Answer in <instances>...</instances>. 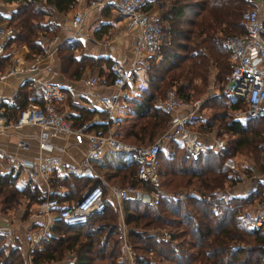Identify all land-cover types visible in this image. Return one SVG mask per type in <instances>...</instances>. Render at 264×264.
I'll use <instances>...</instances> for the list:
<instances>
[{
	"label": "trees",
	"instance_id": "16d2710c",
	"mask_svg": "<svg viewBox=\"0 0 264 264\" xmlns=\"http://www.w3.org/2000/svg\"><path fill=\"white\" fill-rule=\"evenodd\" d=\"M8 1L16 2V8L9 14L0 13V21L13 25L17 31L6 43L7 52L0 57V70L10 62L9 50L13 43L26 44L28 58L44 52L43 44L37 41L38 35L42 32L58 33L60 25L54 21L53 14L55 11L67 12L77 2ZM156 1L165 7L160 13L163 30L161 57L157 59L153 54L146 66L148 85L130 100V106L138 117L129 123L126 133L115 130L121 138L137 143L153 141L169 125L170 113L157 104L168 87L176 84L177 92L187 99L199 96L195 94L207 85L210 59L219 69L216 78L225 79L223 82L227 80L228 70L232 67V52L226 44V37L245 31L243 11L248 6L246 0ZM107 26L103 24L99 30ZM81 47L78 41H63L58 47L61 70L69 77L78 78L87 64L93 67L101 62L100 57L85 53L77 55L76 50ZM42 101L43 96L33 88L32 80L26 79L14 94V102L3 105L5 112L12 116L30 102ZM69 103L77 113H67L66 117L75 126L85 123L97 112L106 114L104 109L92 108L71 99ZM241 105L245 106L246 102L240 99L231 101L228 110L218 112L208 123L202 122L207 129L217 125L219 131L224 129L233 135L223 148L216 149L212 142L205 141L206 149L198 158H192L180 142L171 139L169 142L174 150L166 153L160 149V184L170 194L163 195L158 204L133 195L123 199L125 228L135 249L136 264H264V225L259 228L250 226L242 217L244 206L264 190V184L248 198L224 192L226 180L234 185L243 179L237 171L222 167L224 161L237 151L250 152L257 167L264 169V118H235L233 111ZM256 121L261 122L263 128L256 127ZM112 122H86V129L103 132L110 128ZM146 139L151 141L144 142ZM136 170V163L130 158L118 166L119 180L123 184L140 185ZM16 174L13 169H0L1 213L19 203L21 197L28 198L26 212L32 202L41 199L40 185L28 182L21 187L16 184ZM94 180L86 173L56 174L50 179L53 190L63 184L67 191L64 196L55 191L52 194L61 197L64 203V199L76 198L85 187L98 181ZM108 210L119 211L111 199L107 200L103 210L91 214L84 223L71 225L56 217L52 233L43 237L32 252L34 264H48L63 258L66 252L73 253L75 259L61 264H125L116 255L121 248V222L113 219L112 222L92 226ZM155 229L157 231H152ZM159 229L169 230L170 236H165ZM3 239L4 234L0 232V264H24L20 246L6 244ZM224 252H229L231 259L228 257L229 260L225 261Z\"/></svg>",
	"mask_w": 264,
	"mask_h": 264
},
{
	"label": "built area",
	"instance_id": "2783aa9c",
	"mask_svg": "<svg viewBox=\"0 0 264 264\" xmlns=\"http://www.w3.org/2000/svg\"><path fill=\"white\" fill-rule=\"evenodd\" d=\"M246 1L248 6L243 11L245 31L232 33L226 37V44L232 52V67L227 80L222 85L221 94L230 102L236 99L246 102L245 106L241 105L234 109L235 118H264V0ZM108 2L118 14L127 17L129 26L135 32L131 61L126 63L121 60H112L109 64L111 82L116 89L109 94H100L90 100L92 105L107 109L109 113L113 114L124 101L125 96H132L148 85L143 57L146 54H161L163 30L159 5L162 6V4L156 0H90L88 8L101 9ZM9 4L8 0H0V13L7 14L4 12L5 6ZM83 20V12H75L71 17V31L64 38L59 33H40L37 41L43 44L44 52L35 54L33 58H28L24 51H21L19 45L13 43L9 50L11 61L4 69L0 70V79L16 71H28L30 74L27 78L33 81L35 90L43 96L42 102H30L27 106L19 109L16 114L9 116L3 105V101L6 99H3L0 94L1 132L25 125L38 126L39 148L47 151H52L55 147L63 148V145L59 146L51 141L52 138L61 135L84 134L88 141L85 154L78 160H62L61 156L51 153H41L30 163L20 160L19 162H22L26 169V175L21 179L23 183L39 180L48 182L52 168L57 164H62L63 171L68 173L81 174L87 169H90L92 173V171L94 172V159L102 156L108 149L128 152L136 163V175L140 185L132 183L105 185L96 181L87 186L77 198L64 203L59 197L45 191L39 201L40 208L43 210L56 208L57 215L65 223L71 225L84 223L88 221L91 214L103 210L111 195L116 198L119 207L122 206L123 199L129 195L158 204L163 195L170 194L161 186L158 174L159 151L165 142L171 139L180 142L192 158H198L207 145L195 134L196 131L193 129V124L197 123L199 119L204 99L202 97L187 99L179 94L173 86L169 87L165 95L157 101L158 105L170 113L169 125L149 143L125 140L118 136L112 128L102 132L86 129L87 123L80 126L73 125L61 106V103L68 98L67 90L59 82L38 77L37 72L43 68L41 60L56 51L61 42L77 40ZM16 31L17 29L13 25H9L6 21H0V57L6 54V43ZM85 82L95 85L100 82V77L98 74H93L86 77ZM226 143V138L220 135H216L212 141L216 149L223 148ZM26 144L27 139L20 134L17 145L25 146ZM232 157H228L224 161L223 168L238 169ZM229 158L232 160L231 163H228ZM253 183L251 184L253 187L243 193V196L248 198L249 194H253V191L257 189L255 186L259 185V180ZM248 203L250 204L243 208L242 217L250 226L256 228L263 226L264 190ZM51 226L52 224L47 220L40 229L26 231L25 236L29 246L24 252V264H34L32 250L38 241L52 233ZM159 230L165 236H170L169 230ZM0 231L6 237V243L13 242L15 232L11 222L0 223ZM120 238V246L125 253L126 263L134 264L135 249L127 237L125 223Z\"/></svg>",
	"mask_w": 264,
	"mask_h": 264
},
{
	"label": "crops",
	"instance_id": "0c3cea01",
	"mask_svg": "<svg viewBox=\"0 0 264 264\" xmlns=\"http://www.w3.org/2000/svg\"><path fill=\"white\" fill-rule=\"evenodd\" d=\"M90 0H77L76 4L71 7L67 12L55 11L53 14L54 21L58 22L60 25V30L58 33L64 38L71 31V17L75 12H83L84 20L81 27V30L78 33V38L76 41L81 43V48L76 50V54L80 55L81 53H85L91 55L93 57H100L101 62L99 65L90 66L87 64L83 69L80 77L73 78L65 75L61 70V59L58 53V48L51 55L44 57L41 60V64L43 68H41L37 72V76L51 81H56L62 84V86L68 92V98L61 103L63 111L65 115L70 112H76V109L69 103L71 99L74 102H79L84 105H88L89 107H97L90 103L91 98H96V96L100 94H109L114 91L116 87L112 84V76L109 70V61L111 60H121L123 62L128 63L131 61L133 56V45L135 40V32L129 26L127 21V17H119L117 11H115L112 5L108 2L105 3L103 8H88V3ZM16 2L10 1L8 6H5V11L10 13V11L16 8ZM160 7V5H159ZM72 14V15H71ZM66 17V18H65ZM107 24L106 29L99 30L101 25ZM97 30L98 33L96 32ZM61 44V43H60ZM59 44V45H60ZM59 47V46H58ZM21 51L28 57V47L26 44L19 45ZM161 54L156 55L157 59H160ZM11 61V55H10ZM8 63V62H7ZM4 65V67L7 65ZM30 73L26 70L24 71H16L13 74L8 75L5 78L0 79V94H2L3 103H13L14 102V94L16 93L18 87L28 79L27 76ZM93 74H98L100 77V82L95 85H91L85 82V78L89 77ZM147 77V75H146ZM32 85L34 88V84L32 81ZM141 92V91H140ZM140 92L135 93L132 96H125L124 101L118 106V108L114 111V115L117 112V118H110V115L107 109H104L106 114H100L99 112L95 113L91 119H89L88 123L92 121H108L113 120V125L120 122L123 116L126 114L129 117H138V115L134 112L133 108L130 106V100L135 96L139 95ZM5 107V105H4ZM99 109H103L97 107ZM126 110V111H125ZM110 115H109V114ZM119 113V114H118ZM85 122V123H86ZM196 123L193 124V129L196 131L195 134L200 136L201 131L195 127ZM109 128V129H110ZM113 129V128H112ZM38 126L25 125L19 128L10 129L9 131H0V169L3 171H8L13 169L15 173H17L16 184L23 187L28 182H31L33 185L38 184L41 187V192L39 193L40 197L48 191L50 195L55 191L60 195H63L67 191V186L60 185L56 189L53 190V186L51 185L50 179L56 174H67L68 172L63 171L62 164H57V166L52 168L50 173L48 182L39 180V181H28L27 183L22 182V178L26 175L24 164L19 162L23 160L24 162H31L34 158H36L39 154H54L57 156H61L62 160H78L80 159L86 152L88 148L87 137L84 134L76 135L74 133L68 135H61L52 138V142L56 145H63V148L55 147L52 151L41 150L39 148V143L37 140ZM114 130V129H113ZM115 132V130H114ZM162 132V131H161ZM22 134L27 139V144L25 146H18L17 140ZM119 136V135H118ZM171 145L169 141H166L163 145L162 149L165 150V146ZM173 147V146H172ZM170 150H174L171 146L168 148ZM113 155V156H112ZM116 157V158H113ZM130 154L121 150L108 149L106 152L97 159H94V172L90 173L95 180L102 182L103 184H112L111 181L116 178L117 168L119 165L125 164L130 160ZM114 159V160H113ZM118 177V176H117ZM94 180V181H95ZM242 181L237 184L226 186V193L229 195L238 194L236 193L240 188H237L239 185L241 187ZM115 184V183H113ZM47 193V192H46ZM56 196V195H54ZM62 196V198H63ZM57 197H59L57 195ZM78 197V196H77ZM76 197V198H77ZM61 198V197H60ZM59 198V199H60ZM72 199H64L63 202H70ZM110 199L112 202L116 201V198L111 195ZM26 204V209L22 208L21 212H25L28 207V198L21 197L19 205ZM17 207V206H16ZM14 208L15 213L19 208ZM36 209H33V208ZM245 207V206H244ZM31 211H28L30 215L26 218L31 217L28 220V228L27 230H38L40 227H43L44 223L48 220L50 224L53 225L54 220L57 215L56 208H49L43 210L39 206V200L34 201L28 208ZM9 210V208H8ZM122 213V210H119ZM5 213H0V223L11 222L14 226V229H19L22 224L24 225L27 219L18 220L9 219L5 216ZM122 215V214H121ZM121 218V217H120ZM9 219V220H6ZM121 224H124V218L120 220ZM123 226V225H122ZM52 227V226H51ZM157 231V229L153 230ZM26 233V232H25ZM19 235L15 232V236ZM25 240H23V245L20 246L22 257L24 258V252L27 251L29 242L26 240V236L24 234ZM39 243V241L37 242ZM36 243V245H37ZM35 248V247H34ZM34 250V249H33ZM32 250V252H33ZM73 253L66 252L63 258L53 260L48 264H61L63 262L69 263L74 261ZM56 262V263H55ZM58 262V263H57Z\"/></svg>",
	"mask_w": 264,
	"mask_h": 264
},
{
	"label": "rangeland",
	"instance_id": "374dc122",
	"mask_svg": "<svg viewBox=\"0 0 264 264\" xmlns=\"http://www.w3.org/2000/svg\"><path fill=\"white\" fill-rule=\"evenodd\" d=\"M164 9H165V7L163 5L162 6L160 5L159 10L162 12ZM7 14H9V13H7ZM118 16L126 18L125 15L118 14ZM152 56H153V54H146L143 57V59H144L143 66H145V69H146V66L149 64L150 59H151ZM209 63L210 64H209V72H208V77H207V85L202 87V89L200 90V93L195 94V96L199 95L197 97H202L204 99V105H203V107L200 110V116H199V119H198V121H197V123L195 125V127L198 128L201 131V134H199L200 136H198V135L197 136L202 138L206 142H212L216 135H220V136L226 138V140L228 141V139H230V137L232 138L233 135L228 134V132H224V129L222 131H219L220 129L218 128L217 125H214L212 129H207V127H205L202 124V122L208 123V121L212 118V116H215V115L219 114L218 112H222L224 110H228L229 109L228 104L230 103V101L227 98H224L222 96V94H221L222 85L224 83L223 81L225 79L223 81L217 79L216 78V73L219 71V69L217 67V64L212 59H210ZM229 71H230V68L228 70V73H229ZM146 75H147V72H146ZM147 77H148V75H147ZM201 80H197V82H200ZM172 86L176 88V84L172 85ZM110 116H111L110 118H113V117L117 118L116 117L117 116V112H116L115 115L113 114V115H110ZM136 118L137 117H135V119ZM120 120H121L120 123H116L115 125L112 126V128L114 130H116V131L121 130L124 133H126V129H127V127H129V123L132 122V120H134V119H133V117H129V115L126 114V116H123V118L120 119ZM200 124H202L201 127H200ZM255 126L258 127V128H261V127L263 128L262 123L258 122V121H256ZM128 135L129 134H126V136H128ZM262 135H264L263 132H262ZM148 141H151V140H148V139L144 140V142H148ZM170 146L172 148V144ZM170 146L169 145L165 146V150L164 151L166 153L169 152L168 148ZM113 158H116V157H113ZM232 159L234 160V163L238 166V169L235 170V171H237V173H240L243 176V179H242L243 183H242L241 187H240V185L237 187V188H240V189L236 193L243 194V193L248 192V190H250V188L253 187L251 184H254L253 182L258 181V180H259V185L255 186L257 189L260 188L262 184H264V177H263L264 175H262L264 173V171H263L264 169L261 170L260 168L257 167L258 164H256V161L254 160V157H253V155L250 152L239 150V151H237L235 153V155L232 157ZM231 162H232V160L229 158L228 159V163H231ZM121 173H122V171H121ZM117 176H119V175H117ZM117 176H116L115 179H113L114 181H111V183L112 184L115 183V184L122 185L124 182L119 180V177H117ZM253 177H255L256 179H252ZM228 184H229V181L226 180L225 181V185H224L225 188H226V186ZM178 189H180V188H178ZM256 190H255V192H256ZM224 192H225V189H224ZM113 203H114V205H117L119 210H122V213H120V211H110V210H108L106 214H103L102 216L97 218L96 221L92 224V226L99 225V224H101L103 222H106V221L112 222V221H114L113 219H116V220L120 221L121 218H122V215H123V218H124V212H123V208L121 206L122 202L120 204L121 207L118 206L119 203H117V201H114ZM249 204L250 203H247L246 206L249 205ZM16 206L18 208H19V206H22V207H20L17 210V212L15 213L16 210H14V208ZM22 208L26 209V204L19 205V203H15L13 206H11L9 208V210L7 209L6 212H5V214H6L5 216H7L11 220L16 219L18 217V220H22V222H23L24 219H27L25 221L24 225L22 224V226H20L19 229L18 228L14 229V232H16L17 234L19 232V235L14 237L13 242L11 241L9 243H6V237L4 236L3 240H4V242L6 244H14V245L20 244L22 246L23 243H24L23 242V240H25L24 234H25V232L28 229V228H26V226H28L27 225L28 224V220L31 217L26 218L30 214H28L29 212H26V211L24 213L21 212ZM33 209H36V208L34 207ZM28 211H31V210H28ZM9 219H6V220H9ZM229 254H230L229 252H224L223 253L222 256L225 258V261H228L229 258L231 259L232 255L229 256ZM116 255H117V259L119 261L127 264L126 261H125V257H126L125 253L122 251L121 248H120V253L117 251ZM44 264H47V263H44ZM134 264H136V262Z\"/></svg>",
	"mask_w": 264,
	"mask_h": 264
},
{
	"label": "water",
	"instance_id": "95a60500",
	"mask_svg": "<svg viewBox=\"0 0 264 264\" xmlns=\"http://www.w3.org/2000/svg\"><path fill=\"white\" fill-rule=\"evenodd\" d=\"M257 60V59H256ZM255 60V61H256ZM83 173H86V174H90L91 173V170L90 169H87V170H85Z\"/></svg>",
	"mask_w": 264,
	"mask_h": 264
}]
</instances>
